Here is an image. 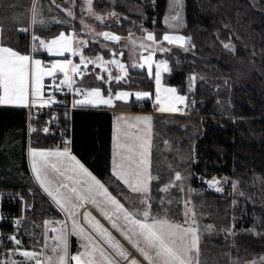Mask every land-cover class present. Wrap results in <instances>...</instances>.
Returning a JSON list of instances; mask_svg holds the SVG:
<instances>
[{"label":"trees","instance_id":"obj_1","mask_svg":"<svg viewBox=\"0 0 264 264\" xmlns=\"http://www.w3.org/2000/svg\"><path fill=\"white\" fill-rule=\"evenodd\" d=\"M167 5L168 0H154L145 21L143 17H135L124 20L121 26H113V29L127 36L132 30H138L134 20L145 22V27L162 42ZM185 16L183 33L188 39L187 45L164 46L167 51L157 53L156 58L168 61L169 70L164 82L186 95L188 103L194 102V107L189 115H154L151 213L173 221L180 220L179 182L169 192L160 191L178 171L195 174L191 178L195 187H201L200 173L208 174L218 183L224 178L234 180L238 193L231 192L228 187L223 194L206 192L195 197L216 214L225 228L233 225L236 230L234 234L224 235L227 237L225 242L217 236L205 234L200 244L199 264H219L222 261L244 264V261L264 255V77L256 70L250 71V77L240 75L239 63L248 62L252 50L235 35L229 24L237 19L239 25L251 27L264 54V0L261 9L256 8L251 0H185ZM63 30L68 32L69 28L57 25L40 34L51 38ZM18 39L17 50L28 52L23 47L26 38L21 36ZM227 42H234L235 51L223 46ZM118 44L123 45L122 41ZM7 45L15 48L13 43ZM117 51L113 49L108 55L119 54L123 49ZM123 52L122 59L126 58V52ZM193 77L194 86L191 84ZM90 79L94 78L90 76ZM96 84L92 82L90 85ZM101 86L108 94L107 86L104 83ZM111 88L114 91L154 92L155 83L145 69H140L131 72L122 82L112 83ZM144 108L153 109L150 103ZM112 132L111 112L74 111L73 153L114 195L127 203L122 195L127 189L112 172ZM56 139L55 134L45 135L41 131L29 138L27 109L0 107V188L21 190L28 196L32 208L27 210L25 229L29 236L35 237L32 230L44 225L57 212L30 177L28 142L30 140L36 147H48ZM177 150L189 152L192 157L183 159ZM32 192L35 196H31ZM19 208L20 204L9 205L14 211ZM219 227L222 230L220 224Z\"/></svg>","mask_w":264,"mask_h":264},{"label":"snow or ice","instance_id":"obj_2","mask_svg":"<svg viewBox=\"0 0 264 264\" xmlns=\"http://www.w3.org/2000/svg\"><path fill=\"white\" fill-rule=\"evenodd\" d=\"M91 10L92 0H85ZM68 16L72 17V11H68ZM110 16L115 13H110ZM96 19H102L96 17ZM35 23V18L33 20ZM27 31V29H21ZM104 39L109 41H119L120 37L108 32L101 33ZM146 39L154 43L156 38L151 34H147ZM34 41H38V45H34L32 51L39 52L43 50L49 55L64 56L66 52H70L73 56H79L78 64H74L71 59L56 60L50 65H43L40 59H35L30 55L21 54L9 47L0 46V104H14L28 107L43 108L51 104L58 103L54 96H45L43 83L44 77L51 78V83L47 86L54 88L56 92H60L62 87H67L69 92L73 91L74 80L73 76L83 75L81 65L87 69L89 64L101 68L107 72V77L96 76L97 80L117 81L123 79L121 76L113 77L108 70L107 65H116L119 70L127 75V69L119 60L112 59L105 61L103 57L97 56L95 59L86 57L82 54V46L87 45V41L77 43L75 37L66 36L65 33H60L59 36L50 41H45L37 36H33ZM185 40L184 37L178 35H164L163 41L169 44L181 43ZM229 48V44L223 45ZM167 51V49H163ZM123 55V53H120ZM144 63L133 65V67L144 68L147 65L149 75H152V60L153 53L147 57H141ZM155 82L157 85L155 93V102L159 105L160 112H177L180 109L178 104L182 105L186 101V97L178 95L176 89L161 87V71H168L167 62L160 61L155 65ZM71 73V74H70ZM62 74V79L57 80L58 75ZM192 79H195L194 77ZM75 94L83 95V99L73 101V107L76 106H96L99 104L112 105L113 95L109 90V95L106 98L102 94L100 88L82 89L75 88ZM133 95L127 91L116 92L114 98L116 100H127ZM137 100L149 98L148 92L134 93ZM55 119V118H53ZM121 120L124 117L119 118ZM136 120L150 122L151 117H136ZM129 128L132 125H128ZM35 131V129H32ZM44 131L47 133L48 129ZM114 140L116 143V157L113 176L117 181L126 185L131 192L146 196L149 192V185L153 177L148 171V141L142 140L138 135L129 136L127 130L117 127L115 130ZM123 140V142H122ZM70 143L69 141L65 142ZM127 153V155H124ZM32 157V170L36 175L37 181L44 191L52 197L61 211L68 214L72 221V230L67 232L64 227L51 228L53 233H57L52 239L56 242L54 247H51L53 255L44 256L42 252L23 251L20 254L34 261L35 264H69L70 261L75 264H119V260L127 261L128 264H140L135 258H130L129 253L124 250L118 240L104 227L90 212L82 214L83 222L88 226L92 233L102 240L109 249L114 253L110 255L105 249L99 246L93 236L79 223L76 219L78 213L77 208L83 203H91L103 218L110 222L111 228L120 234L136 251L148 261V264H199L193 253L199 252L198 248V229L195 227H184L180 223L170 221L166 218H151V222H146L150 219V212L145 209L142 212L139 210L132 211L121 203L117 195L109 192L95 176L88 171L87 168L70 153L68 147L63 150L52 151H30ZM55 157L53 161L50 158ZM48 170H51L56 176L60 177V182L57 187L52 188L53 180H50L47 175ZM181 174L177 172L175 179L181 180ZM54 179V178H53ZM70 181L71 186L64 181ZM210 185L218 183L217 181H209ZM166 186L160 189L162 192H167L169 187ZM64 190V191H62ZM216 191H221L219 187ZM139 203L147 205L146 199H140ZM192 210L189 209L185 215L189 216ZM142 216L144 219L137 218ZM192 223L195 224L194 214L191 216ZM122 222V223H121ZM20 220L16 221L19 225ZM69 236H78L84 243L81 245L85 250L76 254L69 253ZM15 245H21L22 241L17 239L15 235L9 237ZM143 245V246H141ZM45 247H48L45 244ZM98 254V256H97ZM255 264V262H253Z\"/></svg>","mask_w":264,"mask_h":264},{"label":"rangeland","instance_id":"obj_3","mask_svg":"<svg viewBox=\"0 0 264 264\" xmlns=\"http://www.w3.org/2000/svg\"><path fill=\"white\" fill-rule=\"evenodd\" d=\"M251 1L256 8L261 9L262 0H251ZM31 2L32 4L33 3L34 4L33 7H30L29 12L33 13V11H35L36 9L37 17L43 10L48 11V22L46 24L48 29L53 28L54 26L57 25H64L69 28L68 32L74 30L73 35H75L78 38H84V39L85 38L95 39L96 36L100 34L99 31L102 32L104 30L107 31L108 33L119 36L121 38L125 37L124 39L123 38L122 39L126 43L124 49L128 52V56L126 55V58L124 59L121 58L118 60L122 64L125 63L127 64L125 66V68L127 69V75L125 76L124 73H122L118 67L114 68L113 65L112 66L109 65L110 67H108V70L112 73V75H115L116 77L122 76L123 79H125L131 75V72L140 70L139 67H137L138 69L131 67L134 64L136 65V61H138L143 49L146 50L152 49V42L139 35H146V33H151L156 38L154 32H152L151 30L145 27L144 25L145 22L139 23L136 20H134V25L138 28V30H134V31L132 30L127 36H122L120 32H117L115 29H113V26H121L124 20H131L134 19L135 17H143V20L145 21L148 16V9L150 6L154 4V0H99L98 2L96 0H92L90 11L88 10L89 6L85 3V0H38V1L31 0ZM68 11H72L74 15L72 17L68 16L67 14ZM110 13H115V15L110 16L109 15ZM96 17H100L102 19L98 20L96 19ZM185 18H186L185 0H170L167 5V11L164 22V26H165L164 33L170 29L171 30L178 29V31H181V33L184 35L183 30L186 26ZM236 21L235 20L232 21L229 24V26L231 27L235 35L243 41L244 45H246L248 48L252 50L251 59L246 63H239L242 70L240 75L242 77H250L249 74L250 71L256 70L262 77H264V54L258 47L257 35L255 34V31H253L251 27L249 26L243 27L239 25ZM37 22L39 23V20H37ZM156 41L158 40L156 39ZM187 43H188V39L186 37V45ZM89 44H90L89 47L93 48V51L96 52L98 51V49L94 48L96 46L94 45L92 46L93 43H89ZM225 44L230 45V47L227 49L235 51L236 48L234 42H229V43L227 42ZM185 46H179V47H185ZM122 47H120V45L119 46L117 45L114 49L118 51L119 50L122 51L123 49ZM157 61H166L168 64V61L166 59H161ZM114 69H115V73H113ZM116 70L119 71H117L116 73ZM168 70H169V64H168ZM123 79L119 80L117 83L122 82ZM191 84L194 86L195 79L191 81ZM192 103L194 105V102ZM192 110L189 109L190 112ZM176 153L183 159H188L189 157L190 158L192 157L191 153L189 154V152H182L177 150ZM150 154L149 157H151ZM179 173L181 174L182 177L181 180L178 181L179 186L177 185L180 191V199H178V204L179 203L181 204V208H180L181 218L179 221H176V223H180L184 227L191 226L198 229L197 235H198L199 252L198 254L193 253V255L200 263V257H201L200 244L205 234L217 236V238L220 241L225 242L227 241V237L224 235L234 234L236 230L233 225H231L230 228H225V226L217 218L216 214L212 213L207 206H205L203 203H200L198 199L195 197H197L199 194H204L206 192L223 194L228 187L231 189V192L238 193V189L236 187V182L234 180L230 181L228 178H224L223 181H219V183L215 185L212 191H204L202 187L200 186L195 187L191 183V178L192 176L195 177V174L186 175L183 172H179ZM152 177L154 178L153 174ZM176 182L177 180L175 179L174 176V179L168 185H166V186L173 185L172 187H169L168 192L172 188L176 187L175 185ZM217 187H219L221 191L219 192L216 191ZM0 190H14V189L0 188ZM150 190H151V185H149V192L146 194V196H141L140 194L133 193L130 191L124 192L122 194L124 199L128 202L130 210L132 211L139 210L140 212H142L143 210L147 209L150 212V219L147 220L146 222H151V218H166V216H157L151 213L152 200H151ZM14 191L18 192L20 194V197L22 198L19 209H20V214L24 215V223L22 224L21 228L24 231L25 240L23 243V247H9V246L0 247V264H35L34 261H29L28 259L23 257L20 253L23 251L42 252L43 253V255L41 256L42 260L44 259V256L48 255V247H45V244L48 245V241L50 242V240L48 239V232H47L48 219L45 221L46 224L44 223V225L34 228L32 230L34 232L31 231L32 233H35V237L29 236V234L25 229V226L27 224V210L31 209L32 207L29 204L28 196H26L23 191L21 190H14ZM30 194L31 196H35L33 192ZM117 198L120 199L119 197ZM140 199H146L148 201L147 205L139 203ZM173 199L175 200V197H173ZM121 203H123L122 200ZM189 209L192 210V213L189 216H186L185 213ZM77 212L78 215L76 219L79 223L82 224V220H83V217L81 215L82 213L79 212V210ZM193 214L195 217V224L192 223V219H191V216ZM56 216L57 214L56 215L53 214L51 217L54 218ZM141 218L144 219L142 216ZM67 222L69 224L67 223L66 229L72 230L71 219H69V221L67 220ZM223 222L224 224L226 223L225 220H223ZM219 224L222 226V230L219 229L220 228ZM70 242L71 243H69V253L73 252V250L71 249L72 241L70 240ZM253 262H255V264H264V255H262L259 258L244 261V264H253ZM218 263L225 264V261ZM193 264H196L195 260L193 261Z\"/></svg>","mask_w":264,"mask_h":264},{"label":"crops","instance_id":"obj_4","mask_svg":"<svg viewBox=\"0 0 264 264\" xmlns=\"http://www.w3.org/2000/svg\"><path fill=\"white\" fill-rule=\"evenodd\" d=\"M169 1L170 0H168V3H169ZM30 2H31V0H0V46L9 47V48L21 53V54L30 55L35 59H40L42 61L43 65H48V64H46L47 58H50L51 62L56 61V60H64L67 58V59H71L74 64H78L80 57L78 55L73 56V55H71L70 52H66L64 54V56H53V55L47 54L43 50H40L39 52H35V53L32 51L33 46L38 45V41H34L33 36H37L40 39H43L45 41H50L53 38L59 36L60 34L57 36L51 37V38H46L40 34L41 31L48 29V27L46 26V24L48 22V11L43 10L39 14V16L37 17L36 9H35V11H33V13L29 12L30 7H33V4H34V3L32 4V2L31 3ZM165 16H166V14H165ZM165 16H164V22H165ZM34 18H35V23L33 22ZM37 20H39V23L37 22ZM21 29H27V31H22ZM73 31L74 30H71V32L63 31L61 33H65L66 36L75 37L77 43H79L80 41H87L88 42L87 45L82 46V48H81L82 54L84 56L92 58V59H95V57H97V56H101V57H103V59L105 61L112 60V59H116V60L121 59L119 54L116 55V54L112 53V54L108 55V52L112 51L117 45H119L118 44L119 41H122L123 47L122 46L121 47L123 48V50H125L124 48H125L126 43L123 40L125 37H122L123 39L120 37L119 41H109V40L104 39V37L101 35V33L107 32L104 30L102 32L99 31L100 34H98L95 39L94 38H85L84 39V38H78L75 35H73ZM147 34H149V33H146V35H139V36L146 38ZM166 34L167 35H174V36L178 35V36L184 37L185 40L182 42V45L183 46L186 45V37L181 33V31H178V29L167 30L164 33V35H166ZM82 35H84V34H82ZM21 36L26 38V43H24V45H23L24 48L28 49V52H26V53H22V52L17 50L19 48V47H17V46H19V39L18 38H21ZM12 43L16 49L7 45V44H12ZM89 43H93L92 46L93 45L96 46L94 48L98 49V51L97 52L93 51V48L89 47V45H90ZM164 46H170V47L181 46V43L169 44V43H167V41H162V42L158 41L156 43L152 42V49H150V50L143 49L142 53L140 54L138 61H136V65L144 63V60H142L141 57H147L150 53H153L152 75L151 76L149 75L148 70H147V65L144 67V69L146 70L149 78L152 79L155 83V91L154 92L145 91V90H128V89H118V90L114 91L111 88V83H117L118 81L115 79H112V80L107 81V82L97 80L96 76L99 75V76L107 77L108 73L102 71L101 68L95 67V65H93V64H89L87 69H84L83 65H81V71H82L83 75L73 76V80L75 82L74 86H73L74 89L76 87H80L82 89L100 88L102 90V94L107 98L109 93L106 94L104 92V89L101 86V83H104L107 86L108 90H110L112 95H113V100H112L111 106L99 104L96 106L88 105V106H76L75 107V111H108V112H111L113 114L112 172H113L114 167H115V162H117V157H116L117 149H116V143L114 140L115 130L117 127H120L124 130H127L129 136L138 135L141 137L142 140L148 141V156H147L148 171L152 177L151 164H152V149H153V136H154V115L155 114H159V115H189V113H190V111L188 109L189 103H188L187 96L180 93L176 87L171 86V85H167L164 82V76H165V73L167 71L166 72L161 71V87L174 88V89H176V93L178 95H183L187 99H186L184 104H182V105L178 104L177 105V107L180 109V111H177V112H160V111H158L159 105H157L155 102V93H156V88H157V85L155 82V71H156L155 65H156V63H158L160 61H157L156 54L160 53V51H162ZM125 52H126V55L128 56V52L126 50H125ZM113 66H114V68H117V66H115V65H113ZM107 67H110V66L107 65ZM167 67H168V64H167ZM131 68H137V67L132 66ZM117 71H119V70H116V73H117ZM113 73H115V69H114ZM90 76L94 79H90ZM112 76L116 77L115 75H112ZM62 78H63L62 74H60V75H58L57 80L62 79ZM47 81H51V78L46 76V77H44L43 83L45 84ZM92 82H96L97 84L96 85H90ZM121 91H127L129 93H132L133 95H130L126 101L125 100H116L114 98L115 93L121 92ZM136 92H148V93H150V96H149V98H146V99L137 100L135 95H134V93H136ZM148 103L151 104V107L153 108L152 111L146 110L145 108L141 107L142 104L145 105ZM132 105H135V108L132 107ZM0 107L26 109L25 107L14 105V104H0ZM37 107H39V106H37ZM121 117H124L125 119H123V120L119 119ZM136 117H141V118L151 117V120H150V122H146L143 120L138 121L135 119ZM128 125H132V127L129 128ZM69 142L70 143L66 144L65 142H61L58 139H56V141L48 147H36L35 145H32L31 141L29 140L28 147H27V160H28V166H29V169L31 172L30 177L33 180V183L42 191V193L45 196L48 197V200L50 201L51 205L54 207V209L57 212L56 217H54V218L49 217L47 220L48 221V227H47L48 239L50 240V242L48 241V255H53L51 253V247H54L56 242L52 239V237L57 235V233H53L51 231V228H53V227H56V228L64 227L68 223L67 220L69 221V216L67 213L61 211V209L55 203V201L52 199V197H50L44 191V189L40 186V182L37 181L36 175L32 170V157L30 156V151L33 149H35L37 151L63 150L64 147H68L70 150V153L72 155H74L82 163V161L72 151V138ZM122 142H123V140H122ZM149 154L151 155V157H149ZM124 155H127V153H124ZM50 159L54 161L56 158L52 157ZM85 168H87V167L85 166ZM88 171L90 173H92L89 169H88ZM43 175H47V177L50 180H53V183L51 184L52 188H55L58 186V184L60 182V177H58L54 173H52L51 170H48V172L44 173ZM92 175L95 176L93 173H92ZM96 179H99V178L96 177ZM99 181H101V180L99 179ZM64 182L68 183L71 186L70 181L65 180ZM101 183L104 184L105 187L108 188V186L103 181H101ZM124 186L126 187L127 191L131 192V190L126 185H124ZM62 191H64V190H62ZM109 191H110V189H109ZM150 192H151V190H150ZM110 193H112V192H110ZM123 203L125 204V207L129 208L128 202L127 203L123 202ZM87 205H89V206H87ZM78 210L82 214L84 212H90L92 214V216H94L97 220H99L100 223L102 225H104L105 228L108 229L110 222L105 220L103 218V216L100 215V212L91 203H83L81 207L76 209V211H78ZM138 218L142 219L141 216H139ZM168 220H170V219H168ZM170 221H173V220H170ZM173 222H176V221H173ZM82 225L93 236L94 240L96 241V243L99 246L103 247L105 249V251H107L110 255L114 256V253L112 252V250L109 249L108 246L102 240H100L99 237H97L95 235V233H92L91 230L88 229V226L86 224H84L83 220H82ZM65 230L67 232H71L70 229L67 230L65 228ZM47 232H46V234H47ZM111 233L116 238V240H118L120 242V244L123 246L124 250L129 253L130 258L135 257L140 262V264L141 263L148 264V262L146 260H144L143 257L136 251V249H134L122 236H120L119 233H117L115 230H114V232H111ZM51 235H52V237H51ZM70 240L72 241V248L71 249L73 250V252H71L70 254H76L78 252H82L85 250L83 247H81V245L84 243V241L80 237L69 236V243H71ZM97 256H98V254H97ZM116 259L119 260V264H128L127 261L120 260L118 257H116ZM70 264H75V262L70 261Z\"/></svg>","mask_w":264,"mask_h":264},{"label":"built area","instance_id":"obj_5","mask_svg":"<svg viewBox=\"0 0 264 264\" xmlns=\"http://www.w3.org/2000/svg\"><path fill=\"white\" fill-rule=\"evenodd\" d=\"M50 63L51 59L47 58L46 64L49 65ZM50 83L51 81H47L44 84L45 96H54L59 102L43 108H26L28 136L30 138L33 133L41 131L45 135L55 134L61 142L70 141L73 113L75 111L73 101L84 97L83 95L75 94L74 88L72 92H69L67 87H62L60 92H56L54 88L47 87ZM193 106V103H190L188 107L192 110ZM141 107L144 108L145 105L142 104ZM45 128L48 129L47 133L44 131ZM32 129H35V131H32ZM198 178L204 191H212L215 187L214 184L210 185L208 183L209 181H214L208 174L200 173ZM21 200L20 194L14 190H0V247H23L25 235L21 227L24 223V215L20 214V209L17 211L9 209V205H19ZM17 220L21 221L19 225L16 224ZM108 231L114 232L111 225L108 226ZM13 235L22 241L21 245L17 246L9 240V237Z\"/></svg>","mask_w":264,"mask_h":264},{"label":"water","instance_id":"obj_6","mask_svg":"<svg viewBox=\"0 0 264 264\" xmlns=\"http://www.w3.org/2000/svg\"><path fill=\"white\" fill-rule=\"evenodd\" d=\"M120 53H123V55H120ZM120 53H119V56L122 58V57L124 56V52H120ZM126 65H127V64L125 63L124 66H126ZM139 69H142V68L139 67ZM214 185H217V183L214 184Z\"/></svg>","mask_w":264,"mask_h":264},{"label":"bare ground","instance_id":"obj_7","mask_svg":"<svg viewBox=\"0 0 264 264\" xmlns=\"http://www.w3.org/2000/svg\"><path fill=\"white\" fill-rule=\"evenodd\" d=\"M152 111V110H151Z\"/></svg>","mask_w":264,"mask_h":264}]
</instances>
